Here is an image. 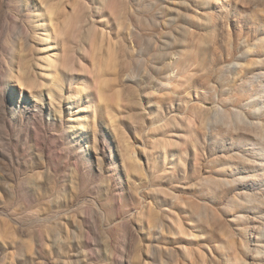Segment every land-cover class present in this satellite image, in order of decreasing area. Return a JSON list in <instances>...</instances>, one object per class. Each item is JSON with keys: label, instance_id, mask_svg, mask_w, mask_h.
Here are the masks:
<instances>
[{"label": "rangeland", "instance_id": "rangeland-1", "mask_svg": "<svg viewBox=\"0 0 264 264\" xmlns=\"http://www.w3.org/2000/svg\"><path fill=\"white\" fill-rule=\"evenodd\" d=\"M0 264H264V0H0Z\"/></svg>", "mask_w": 264, "mask_h": 264}]
</instances>
